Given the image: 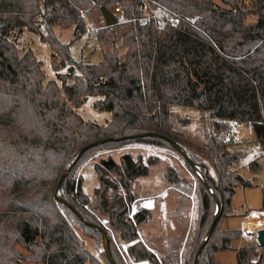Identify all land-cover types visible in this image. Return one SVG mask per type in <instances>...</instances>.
Instances as JSON below:
<instances>
[{"label":"trees","instance_id":"trees-1","mask_svg":"<svg viewBox=\"0 0 264 264\" xmlns=\"http://www.w3.org/2000/svg\"><path fill=\"white\" fill-rule=\"evenodd\" d=\"M151 1L178 14L179 28L155 21L141 24L138 0H0V264H124L95 213L107 218L119 244L128 243L123 252L127 259L170 264L139 240L136 228L148 221L150 212L138 210L128 217L132 184L149 175L153 159L145 162L130 150L121 152L118 161L110 155L100 158L94 165L98 186L91 195L74 177L91 152L134 142L189 154L194 148L214 167L212 176L199 163L205 179L197 177L202 209L198 245L185 264H194L206 237L197 264H217L215 254L234 249L231 242L243 234L241 229L219 228V221L232 215L235 187L253 186L237 168L244 153L227 152L224 138L231 121L248 125L264 156V0ZM116 7L123 14L115 13L117 22L108 26L101 8L114 14ZM79 9L88 19L93 14L101 19L95 26L102 53L97 63H75L68 44L54 33L55 26H72L75 35L84 32ZM186 16L195 18L194 25L183 20ZM23 30L38 34L51 49L59 82H44L43 63L31 49L19 53ZM63 67L66 72H59ZM89 95L100 97L94 101L96 109L111 113L106 123L85 121L76 112ZM178 108L199 111L204 145H190L185 130L192 118ZM149 132L156 135L133 138ZM105 139L110 140L81 152ZM183 157L195 173L197 155ZM247 166L252 173L261 168L257 157ZM109 172L118 176V183L106 178ZM164 177L170 184L180 182L172 168ZM119 186L125 195L109 201L106 190ZM86 204L95 213H88ZM74 226L93 240L95 250L105 234L109 255L86 249ZM186 229L187 223L178 234H170L169 245L180 244ZM18 245L28 253L22 254ZM255 250L253 242L237 248V264H264V249L254 257ZM168 256L177 257V252Z\"/></svg>","mask_w":264,"mask_h":264},{"label":"rangeland","instance_id":"rangeland-1","mask_svg":"<svg viewBox=\"0 0 264 264\" xmlns=\"http://www.w3.org/2000/svg\"><path fill=\"white\" fill-rule=\"evenodd\" d=\"M214 1L219 3V0ZM90 19L93 20L96 27L97 24L101 23V19L97 15L93 14V18ZM54 33L63 43L68 44L70 55L75 63L93 64L99 62L102 59L101 49L97 43L96 38L89 36L87 31L82 32L80 35H75L72 26H55ZM18 47L20 54H22L27 49H31L37 59L42 61V67L45 74V83L50 80H55L59 82L56 75V71L51 65V49L47 46L46 43L40 40L38 34L30 32L28 30H23V32L18 38ZM76 71H78V69H76ZM59 72H66V68H61ZM99 98V96H87L85 101L81 105L75 107L76 112L85 121L95 122L97 124L106 123V121L110 120L111 113L108 111L98 110L94 107V101ZM178 111L179 114L187 115L188 117L192 118L191 123L187 127L188 131L185 130V137L189 141L190 145L193 147H195L196 145H204L205 140H203V130L200 122L198 121L200 117L199 111L196 109L185 108H178ZM233 149H239L244 153V156L238 163L237 168L239 173L245 179L250 180L252 182L253 186L235 187L234 194L231 198L232 215L226 216L219 221V228L224 230L242 229L243 221L241 214H245L251 211H258L263 208L264 156H262L259 148L256 147V143L254 142V134L250 126L241 124V126L236 129L233 139L231 142H229V146L226 148V151L229 152ZM127 150L133 151L134 153H140L143 159H145V162L147 157H150L154 160V163L150 166L149 175L137 179L132 184V194L134 196V200L131 203V209L128 213V217L130 218L129 215L133 211L137 212L138 210H148L143 206H147L149 207V209H154V207L156 205L159 206V203L163 202L165 198L170 199L171 197H173L174 194L178 193L180 195V203L182 204L181 206H183L184 209V218L182 217L179 220V229L181 230L184 224L187 223L185 215L189 210V207L191 206L190 203L193 197L199 195L197 177L203 180L205 179V176L201 171L199 163H204L207 167L209 174L215 176L216 173L212 163L207 161L200 154V152L195 150L194 148L191 150L192 152L190 154L185 150H183L182 153L184 155H188L189 157H191V154L193 153L199 158V160L196 161L195 173H193L188 168L183 154L167 145L156 146L134 142L127 144L126 146L120 149H98L91 152L86 159L82 160L74 172V177L78 180L80 179V181L82 182L83 192L91 195L94 191V188L98 186V180L94 165L100 162V158H105L110 155L118 161V155L121 152ZM255 157L258 158L261 168L258 172L252 173L249 171L247 165L249 161ZM169 168H172L176 173H178L180 177L179 183L170 184L166 181L164 176L167 172V169ZM106 178H108L112 182L118 183V176L115 173H107ZM174 188L178 189L179 191H175ZM168 193L169 196L167 197ZM118 195H125V191L121 186H119L117 189L108 188L105 192V196L109 199V201L113 200ZM84 209L88 213H95L93 212V208L91 207V205L86 204L84 206ZM200 212H202V209ZM95 215L97 216L99 224L106 230L107 235L112 238L115 247L118 251V254L123 259V263L134 264L132 260L127 259L125 257L123 252L126 246L124 245V243L119 244L117 242L115 233L108 226L107 218H105L104 216H99L96 213ZM248 217L264 218V209L262 213H254L249 215ZM74 231L78 238L83 242L85 248L88 249L91 253L98 255L101 251H104L106 254L109 255V252L107 250L106 236L102 237L101 246L97 248V250H95L93 240L89 236H85L83 234V231L80 226H74ZM244 233H247L246 237L241 235L239 238L234 239L231 242V246L234 249L216 253L217 264H237L236 249L244 246L248 242H253L256 244V250L253 254L254 257L259 254L261 249H264V247H260L258 245L256 241L257 232L253 231L250 224L244 225ZM197 245L198 244L196 233L195 245L190 250L186 259L190 261L192 260L194 250ZM17 247L22 254L26 255L28 253L26 248H24L23 246L18 245ZM156 255L159 257H167L166 259L169 262L171 259L172 262H170V264L179 262L178 254L177 257H174L168 256L165 253L158 251ZM24 263L35 264L29 261H24ZM86 264L92 263L87 262ZM183 264H185V261L183 262Z\"/></svg>","mask_w":264,"mask_h":264},{"label":"crops","instance_id":"crops-1","mask_svg":"<svg viewBox=\"0 0 264 264\" xmlns=\"http://www.w3.org/2000/svg\"><path fill=\"white\" fill-rule=\"evenodd\" d=\"M175 191H179L178 189L174 188ZM176 193L170 199L165 198L163 202L159 203V206H155L154 209H148L147 211L150 212L149 219L147 222L137 226V233L139 236V240H141L152 252L155 254L158 251L169 255V253L173 250L176 251L179 257V262L174 264H183L185 259L188 257L190 250L195 245L196 240V233L197 227L199 223V217L201 214V203L199 195L193 197L189 210L186 213V220H187V229L186 232L180 242V244L174 245L172 243L169 245L168 243V236L169 234H178L179 229V220L180 218H184V209L182 204L180 203V195ZM150 195V194H147ZM169 193L167 194V197ZM152 197V196H147ZM175 200V201H174ZM263 212V208L258 211H251L245 214H241L243 227L242 232L243 236L246 237L247 233H244V225L250 224V220L253 217H248L251 214L257 213L260 214ZM248 217V218H247ZM245 222V224H244ZM161 242V243H159ZM125 246L128 243H124ZM246 245V244H245ZM157 251V252H156ZM216 260V254H215ZM170 262L171 259H170ZM217 262V260H216ZM134 264H144V262H134Z\"/></svg>","mask_w":264,"mask_h":264},{"label":"built area","instance_id":"built-area-1","mask_svg":"<svg viewBox=\"0 0 264 264\" xmlns=\"http://www.w3.org/2000/svg\"><path fill=\"white\" fill-rule=\"evenodd\" d=\"M140 10H141V15L137 18V20L141 23H147L149 21H155L158 22L159 24L166 25L168 27L172 28H179V23L182 18L178 15L175 14L168 9H166L164 6L160 4H155L151 0H138ZM116 14H123V10L120 7H116L114 9V15ZM79 14L80 16L85 18L86 25H85V31H87L88 35L91 37H95V23L93 20L88 19L86 16L85 11L82 9H79ZM183 20L190 25H194L195 23V18L193 16H186L183 18ZM241 126V123L238 121H231L230 123V130L228 133L225 135V142H231L234 136V133L238 127ZM144 208L149 209L147 206H143ZM135 211L130 213V218L132 219L133 213Z\"/></svg>","mask_w":264,"mask_h":264},{"label":"water","instance_id":"water-1","mask_svg":"<svg viewBox=\"0 0 264 264\" xmlns=\"http://www.w3.org/2000/svg\"><path fill=\"white\" fill-rule=\"evenodd\" d=\"M101 13H102V16H103V19H104L106 25L112 26V25H114L117 22L116 17L114 16V14L111 11H109V10H107L105 8H101ZM154 135H156V134L155 133H152V132H149V133H140V134L133 135V138L136 139V138H142V137H145V136H154ZM108 140H110V139H105V140H100V141L94 142V143H92V144H90V145L82 148L81 149V152H84L88 148H90L92 146H95L97 144H101V143H103L105 141H108ZM174 146L177 147L176 145H174ZM62 179H63V177L59 180V183L57 185V194H58V191H59V188H60V184L62 182ZM68 206L72 210H74V208L72 206H70V205H68ZM217 212H218V210H217ZM215 222H216V219L213 220L209 232H211L213 230V228L215 226ZM103 236H105V234H103ZM207 240H208V237H206L204 239V241L201 243V245L199 246V248H198V250H197V252L195 254L194 264H197V260H198L199 254H200V252H201L202 248L204 247V245H205V243H206ZM256 241H257V243H258V245L260 247H264V229H259L257 231V233H256Z\"/></svg>","mask_w":264,"mask_h":264},{"label":"bare ground","instance_id":"bare-ground-1","mask_svg":"<svg viewBox=\"0 0 264 264\" xmlns=\"http://www.w3.org/2000/svg\"><path fill=\"white\" fill-rule=\"evenodd\" d=\"M250 225L254 232H257L259 229H264V218L253 217L250 220Z\"/></svg>","mask_w":264,"mask_h":264}]
</instances>
